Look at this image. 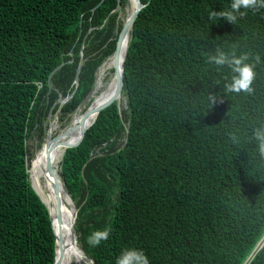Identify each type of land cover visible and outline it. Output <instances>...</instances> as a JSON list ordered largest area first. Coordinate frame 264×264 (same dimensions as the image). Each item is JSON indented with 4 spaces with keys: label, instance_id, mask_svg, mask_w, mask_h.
<instances>
[{
    "label": "trees",
    "instance_id": "1",
    "mask_svg": "<svg viewBox=\"0 0 264 264\" xmlns=\"http://www.w3.org/2000/svg\"><path fill=\"white\" fill-rule=\"evenodd\" d=\"M141 2L123 64L125 109L118 97L99 112L59 163L77 242L94 264H117L126 249L149 264H264V156L253 137L264 126V8L229 22L209 14L231 0ZM127 5L0 0V264H53L26 140L50 112L67 123L83 104ZM218 51L250 54L251 94L226 91L230 69L208 62ZM105 229L107 240L88 243Z\"/></svg>",
    "mask_w": 264,
    "mask_h": 264
},
{
    "label": "bare ground",
    "instance_id": "2",
    "mask_svg": "<svg viewBox=\"0 0 264 264\" xmlns=\"http://www.w3.org/2000/svg\"><path fill=\"white\" fill-rule=\"evenodd\" d=\"M134 5H135L134 1L128 0L127 14L124 16L125 18L123 21H125L126 17L131 13V11L134 8ZM127 43H128V37L126 38V40L124 41V43L121 47L120 59L123 56L124 49H125ZM112 66H113L112 56H110L106 61H104L102 63V65L99 67V69L97 71V77L98 78L96 79V84L93 88V96H92L93 97L92 100L94 101L93 102L94 105H97L101 102L106 101L114 93L115 80H114L113 67ZM108 72H111L112 75L106 80V76L108 75ZM109 87H111V88L107 92V89ZM118 97L120 99L124 100L122 94H120ZM116 100H117V104L119 106L118 98ZM82 113H83V111L76 112L74 114L70 124L68 125L69 127L71 126V129L69 132L64 134V131L66 129V128H64L63 130L60 131V133L58 135L57 134L54 135L56 137L54 140V144H55V149L57 151V155L54 159L53 155H52V149L54 146V144H53L50 146L49 159L56 169H57V164L59 163V161L62 158L64 149H66L67 146H69L70 144L77 141V139L82 134L84 128L93 119L92 116L80 119ZM77 124H80V125L77 128H75L74 130H72V126H75ZM56 128H58L56 121H54V120L51 121L50 126H49V132H48L50 138L54 137L53 132ZM52 158H53V160H52ZM46 159H47V157H46V146H45V142H44L42 144V146H40V148L35 152L32 160L31 161L29 160V163H27V166L29 168L28 169L29 178H30V182H31V176H30V174H31L33 177L34 185H35V187H36V189L40 195L35 190L32 182H31V185L34 188V190L37 192V194L41 197V199L46 204L50 203L52 205V207H55L53 182H52L51 176L47 172ZM62 200L64 202L63 216H62L63 219L61 220V223H58V226H59V235H60L64 250L61 254L58 255V256H60L59 260L62 259L61 264H82V263L86 264V259L83 255V253L80 251L79 246H77L76 244L71 245L69 243V233H68L67 226L70 224V221H71V214L73 211V207L71 206L70 201H69L66 194L62 195Z\"/></svg>",
    "mask_w": 264,
    "mask_h": 264
},
{
    "label": "water",
    "instance_id": "3",
    "mask_svg": "<svg viewBox=\"0 0 264 264\" xmlns=\"http://www.w3.org/2000/svg\"><path fill=\"white\" fill-rule=\"evenodd\" d=\"M134 1L135 5L133 10L131 11V13L126 17V20L123 21L122 27L119 31L117 40H116V45H115V49L112 53V62H113V75H114V80H115V90L113 95L107 99L104 102H101L97 105L93 104V100L91 101L90 105H88V107L83 111L81 118H85V117H90L92 116L93 119L91 120V122L84 128L82 134L80 135V137L77 139L76 142L70 144L69 146H67V148H71V147H75L77 146L84 134L86 129L91 126V124L94 122V120L96 119L97 115L99 114V112H101L103 109L107 108L108 106H110L112 103H114L116 101V99L118 98V96L121 94L122 91V86H123V64H124V59L126 56V51H127V45L124 49V53L122 58L120 59V52H121V47L124 43V41L126 40V38L128 37V41L130 38V29L133 25L134 20L136 19L140 9L144 6L143 3L141 2V0H132ZM94 9V8H93ZM128 44V43H127ZM82 59L80 60L81 64ZM62 64H60L57 68H59ZM75 83L77 84V76L75 77ZM93 87L92 86L91 90L89 91V93L87 94V96L85 97L83 103L89 101L92 92H93ZM59 98V102L61 106L68 98ZM59 109H57L55 115H57ZM54 120V118H53ZM50 126V123H49ZM71 129V126L66 127L64 133L69 132ZM49 129L46 130V138H45V146H46V165H47V172L48 174L51 176L52 182H53V188H54V197H55V207H52V205L50 203L46 204L41 197L37 194V192L35 191V193L38 195L39 199L41 200V202L45 205L46 209H47V213L50 219V224H51V229L53 231V235H54V261L53 264H61L62 259L59 260L60 256H58L59 254H61L63 252V244L59 235V226L58 223H61V220L63 219V206H64V202L62 200V195L66 194L71 206L73 207V211L71 214V221L70 224L67 226L68 229V233H69V243L71 245H77L79 246L78 242H77V235L75 234L74 231V222L76 219V215H77V207H75V204L73 203V200L71 199L69 193L67 192L65 185L57 171V169L53 166V164L51 163L50 159H49V155H50V146L54 144V140H55V136L50 138L49 134ZM48 148V149H47ZM80 251L83 253L85 259H86V264H94L93 260L87 256L85 254V252L80 248Z\"/></svg>",
    "mask_w": 264,
    "mask_h": 264
},
{
    "label": "clouds",
    "instance_id": "4",
    "mask_svg": "<svg viewBox=\"0 0 264 264\" xmlns=\"http://www.w3.org/2000/svg\"><path fill=\"white\" fill-rule=\"evenodd\" d=\"M264 8V0H231L230 10L219 13H210V18L223 17L229 22H235L237 14L243 17L248 10L258 11ZM250 54L244 53L237 57L234 53L229 56L222 51H218L216 55L208 57L209 63H214L218 68L227 66L231 73V81L225 85L227 92L240 94H251L254 89L252 87L256 78L255 63H248ZM260 57H255V62L259 63ZM254 139L258 142V149L261 156H264V126L257 128L253 132ZM109 230L96 231L88 238V243L92 246H98L101 241L107 240ZM117 264H149L146 255L139 250L126 249L122 251L117 259Z\"/></svg>",
    "mask_w": 264,
    "mask_h": 264
},
{
    "label": "rangeland",
    "instance_id": "5",
    "mask_svg": "<svg viewBox=\"0 0 264 264\" xmlns=\"http://www.w3.org/2000/svg\"><path fill=\"white\" fill-rule=\"evenodd\" d=\"M127 7L128 5L126 6V8L124 10H121L120 11V17L122 19V21L124 20V16L127 14ZM112 75L111 72H108V75L106 76V80ZM93 92H92V95L89 99V101L81 104L79 107L76 108V110L71 114V117L69 118L68 122L67 123H64V121H60L59 119V112H57V115H55L56 111L55 112H50V114L46 117L45 121L42 123V131L40 132L39 129H34L31 131L28 139L26 140V144H27V149H28V154H29V159H28V163H29V160L31 161L35 152L40 148V146H42V144L44 143L45 141V138H46V130L49 129V123H51V121H53V118H54V121H56V124H57V127L54 132H53V136L54 135H58L60 133L61 130H63L64 128H66L74 114L76 112H81V111H84L88 105L91 103L92 99H93ZM59 101V99H58ZM126 107V103H125V100H123L122 102V105L120 106V109H125ZM59 109V108H58ZM61 161V160H60ZM59 161V163H60ZM59 163L57 164V171L59 170ZM29 169V168H28ZM30 180V179H29ZM31 184V182H30ZM74 203V202H73ZM76 207V206H75ZM82 264H85V263H82Z\"/></svg>",
    "mask_w": 264,
    "mask_h": 264
}]
</instances>
